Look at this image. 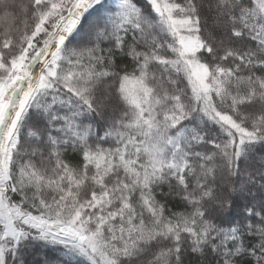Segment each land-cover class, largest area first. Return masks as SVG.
<instances>
[{
	"label": "snow or ice",
	"instance_id": "6c2138e0",
	"mask_svg": "<svg viewBox=\"0 0 264 264\" xmlns=\"http://www.w3.org/2000/svg\"><path fill=\"white\" fill-rule=\"evenodd\" d=\"M0 0V264H264V0Z\"/></svg>",
	"mask_w": 264,
	"mask_h": 264
},
{
	"label": "trees",
	"instance_id": "16d2710c",
	"mask_svg": "<svg viewBox=\"0 0 264 264\" xmlns=\"http://www.w3.org/2000/svg\"><path fill=\"white\" fill-rule=\"evenodd\" d=\"M114 4V0H102V6L98 7V11L94 14L93 19L102 18L107 15V9L111 8ZM47 254L50 257H60L64 264H77V258L71 255H66L62 250H58L53 246H40L35 249L33 255L29 256L28 259L38 260Z\"/></svg>",
	"mask_w": 264,
	"mask_h": 264
}]
</instances>
